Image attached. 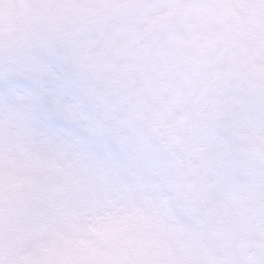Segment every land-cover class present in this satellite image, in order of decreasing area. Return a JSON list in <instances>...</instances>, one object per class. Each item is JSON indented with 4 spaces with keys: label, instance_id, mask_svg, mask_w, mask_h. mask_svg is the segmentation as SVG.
<instances>
[{
    "label": "snow or ice",
    "instance_id": "1",
    "mask_svg": "<svg viewBox=\"0 0 264 264\" xmlns=\"http://www.w3.org/2000/svg\"><path fill=\"white\" fill-rule=\"evenodd\" d=\"M0 264H264V0H0Z\"/></svg>",
    "mask_w": 264,
    "mask_h": 264
}]
</instances>
